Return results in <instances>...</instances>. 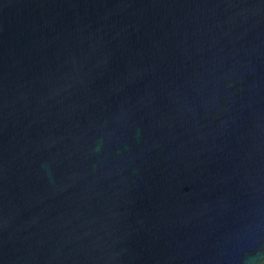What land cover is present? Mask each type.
I'll list each match as a JSON object with an SVG mask.
<instances>
[{"label": "water", "instance_id": "obj_1", "mask_svg": "<svg viewBox=\"0 0 264 264\" xmlns=\"http://www.w3.org/2000/svg\"><path fill=\"white\" fill-rule=\"evenodd\" d=\"M0 264H264V0H0Z\"/></svg>", "mask_w": 264, "mask_h": 264}]
</instances>
